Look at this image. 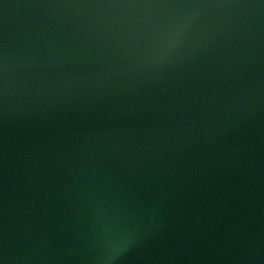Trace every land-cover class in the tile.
<instances>
[{
	"label": "water",
	"instance_id": "95a60500",
	"mask_svg": "<svg viewBox=\"0 0 264 264\" xmlns=\"http://www.w3.org/2000/svg\"><path fill=\"white\" fill-rule=\"evenodd\" d=\"M0 264H264V0H0Z\"/></svg>",
	"mask_w": 264,
	"mask_h": 264
}]
</instances>
